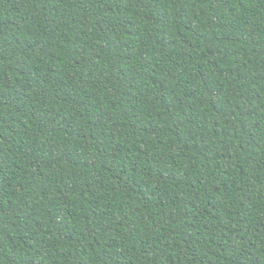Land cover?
Returning a JSON list of instances; mask_svg holds the SVG:
<instances>
[{
	"label": "trees",
	"instance_id": "obj_1",
	"mask_svg": "<svg viewBox=\"0 0 264 264\" xmlns=\"http://www.w3.org/2000/svg\"><path fill=\"white\" fill-rule=\"evenodd\" d=\"M0 264H264V0H0Z\"/></svg>",
	"mask_w": 264,
	"mask_h": 264
}]
</instances>
